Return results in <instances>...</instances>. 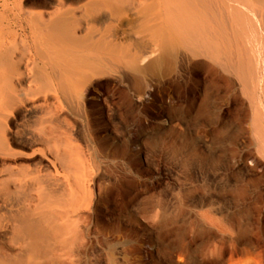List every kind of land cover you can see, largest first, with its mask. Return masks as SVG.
Wrapping results in <instances>:
<instances>
[{"label":"rangeland","instance_id":"rangeland-1","mask_svg":"<svg viewBox=\"0 0 264 264\" xmlns=\"http://www.w3.org/2000/svg\"><path fill=\"white\" fill-rule=\"evenodd\" d=\"M102 1L0 0V264H264V0H223L249 18L228 51L253 58L250 92L223 48L175 44L168 74L131 70L164 0ZM56 12L91 35L66 69L47 55ZM24 215L37 249L13 229Z\"/></svg>","mask_w":264,"mask_h":264},{"label":"bare ground","instance_id":"bare-ground-1","mask_svg":"<svg viewBox=\"0 0 264 264\" xmlns=\"http://www.w3.org/2000/svg\"><path fill=\"white\" fill-rule=\"evenodd\" d=\"M99 4L113 12H121L124 9L122 0H105ZM161 16V25L156 27L154 31V36L158 41L156 47L133 54L128 61L131 70L161 75L168 74L173 66L171 49L175 44L188 46L192 52H200L215 58H218L219 52L222 53L220 49L223 48L226 57L221 62L222 66L231 69L244 88L249 92L251 91L250 86L256 78V64L253 58L243 51H239L237 54L228 51L232 42L240 39L246 31L249 19L246 14L239 10L235 11L231 5L223 0H164V9ZM43 24L44 29L47 31L46 37L54 40L47 50V55H51V57L49 56L51 61H60L65 69L76 66L82 61L83 58L79 54L78 48L90 43L91 35L89 33L84 37L77 36L73 29V22L61 12L52 14L49 19L43 21ZM214 25L219 30L221 43H218L210 32L209 26ZM92 46L100 47L107 54L116 53L119 48L114 44L103 45L97 42ZM89 62L95 69L100 66L95 64L96 62L99 63L98 59ZM36 77L42 78L43 73H36ZM64 80L65 76L64 79L59 77L58 80L62 91L67 89ZM139 91H141V88H139ZM3 139L4 132L0 125V152L6 151ZM62 158L65 159L64 156ZM106 183L103 182V184ZM211 190H213L212 187ZM208 213L210 212L208 211ZM13 229L16 233L28 235L31 238L30 246L34 249L39 247V241L45 236L39 229L38 223L30 220L25 215L14 219Z\"/></svg>","mask_w":264,"mask_h":264}]
</instances>
